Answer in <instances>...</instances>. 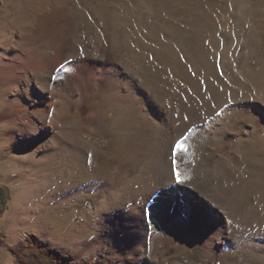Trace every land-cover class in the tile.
I'll list each match as a JSON object with an SVG mask.
<instances>
[{
    "label": "bare ground",
    "instance_id": "obj_1",
    "mask_svg": "<svg viewBox=\"0 0 264 264\" xmlns=\"http://www.w3.org/2000/svg\"><path fill=\"white\" fill-rule=\"evenodd\" d=\"M103 1L106 7L103 18L97 16L96 3L91 0L1 1L3 5H0V95H2L0 126L9 125L17 128L16 131L22 135L19 141L20 149H26L33 142H41L47 138L54 140L53 138H56L58 134L66 137L70 135V139L76 140L80 137L76 131L82 127H85L87 131L92 129L91 133L98 131L105 135L110 141L108 152L117 153L119 158L114 178L107 182L104 192L99 194V197L117 190L125 177L133 179L142 168L153 165L157 168L156 163L160 162L167 173L158 172L157 183L150 182L148 191L140 194L142 202L140 205H146L150 199L148 209L156 211L158 217L156 220H149L150 224L155 227L154 222L157 221L167 231L177 232L183 236L187 244L185 248L192 252L188 264H257L256 262L264 261V259H255V255L259 253L264 256V246L260 250L253 244L256 237L264 238V227L257 228L255 231L246 230L245 221L249 219V216L239 215L235 209L243 189L259 177L257 167L246 163L248 171L244 169L243 173L241 172L249 174V181L245 185L228 189L224 187V182L234 177L232 168H237L239 162L243 160L246 150L241 136L245 135L227 131L226 127H220L218 123L213 125L209 130L211 138L197 140L205 144L197 149L196 164L193 167H187V173L181 167L178 169L186 175L187 184L179 186L173 183L175 174L172 153L181 136L178 138L166 111L155 105L147 91V85L138 83L135 75L130 74L127 67L128 62H135L138 66L147 63V65L160 67L163 63L156 53L148 50L143 51L142 55L139 53L141 48L131 42L122 19L130 11L133 14L136 13L135 15L148 12L149 20L141 24L146 26L148 31L157 24L156 22H162V14L160 15L158 10L144 8L146 4H140L135 0H130L131 8L126 3L119 6L114 0ZM237 1H233L235 11L224 17L222 24L220 19L214 16L217 13L211 15L208 9L207 11L202 9L203 14L192 19V29L197 27L203 30L207 24L212 23L215 26L219 24L220 31L217 30L219 40L211 39L209 45L215 53L225 58L220 68L222 74L226 73L227 66L230 65L227 56H233L234 53L228 51H234L246 45H255L259 41V34L255 36L251 31L250 36L247 37L243 30L237 28L242 24L250 26L252 30L258 22L252 12L249 17L246 16ZM117 7H120L119 11ZM175 8L177 7L174 4H169L167 10L163 12L166 18H176V11H173ZM86 19L88 22L84 25L83 20ZM137 19L139 20V17ZM143 19L141 17V20ZM90 26L102 32L105 46L99 50L94 48V32L88 31ZM82 32H86L87 35H82ZM149 35L147 32L146 37L143 35V39L149 42ZM162 36L168 38L169 34L163 33ZM84 49H89L90 52ZM90 54H100L103 61L97 60V66H92ZM182 58L187 60L188 57L182 54ZM103 62L114 63L116 68L104 71ZM61 64H65V67L71 68L72 71L57 72L56 69ZM249 72L253 85L235 83L237 91L231 90L224 82H218L216 88L212 87L203 76L199 80L191 81L193 85L185 87L186 90H181L184 91L181 94L187 98L189 95H195L209 100L214 106L213 113H216L221 108L242 100L240 94L253 97L255 89L258 98L262 100L258 115L264 121L263 61L256 67L250 66ZM54 74H56L55 89L52 87ZM176 76L174 74V77ZM226 78L228 82L233 83L230 76L226 75ZM11 89L18 91L15 95L13 94V97L9 94ZM109 110L114 112L113 120L107 118ZM250 112L252 109L248 108L233 110L229 114L226 113L229 116L226 122L231 121L232 124L237 114H242L244 117L250 115ZM121 114L124 117L123 122L116 125V119ZM133 115H137V119L131 123ZM72 119H77L75 126L72 127L76 133L64 130ZM32 131L37 132L34 137ZM122 134H127L129 138L125 151H121L117 144V139ZM257 136L258 131L254 127L253 132L249 134L251 137L249 141L255 140ZM222 137L231 138L232 141L223 143ZM213 138L216 141H211ZM80 139L86 141L82 137ZM70 152L72 154L77 150L69 148L68 153ZM85 152L86 155L93 156L96 154V148L89 144ZM32 156L31 151L18 156L16 160L27 161ZM222 175L225 177L221 178ZM170 180L173 182L170 183ZM78 187V184L71 182L62 193ZM151 192L152 195L148 198ZM135 195L129 196V208L126 212L110 215L106 221L103 220L97 224V229L103 240L115 237L130 247L131 258L137 264H143L147 254L148 222H146L145 206L141 212L137 206L139 217L132 212V207L135 208L132 205L138 197ZM180 198L191 203L194 209L190 226L181 218L183 209L178 201ZM70 199L54 202L58 208L66 207L72 204ZM262 211L264 216V205ZM149 216L152 217L151 214ZM89 228L90 224L84 223L80 227L77 240L70 242L69 239L65 242L63 237L56 243L71 249L76 258H87L104 245L100 239L86 238L85 230ZM195 232L199 234L196 235ZM42 235L50 237L48 231L43 232ZM244 252L252 254L254 260L250 261L242 256ZM171 258L168 261L169 264H185V262L180 263L177 256Z\"/></svg>",
    "mask_w": 264,
    "mask_h": 264
},
{
    "label": "rangeland",
    "instance_id": "obj_2",
    "mask_svg": "<svg viewBox=\"0 0 264 264\" xmlns=\"http://www.w3.org/2000/svg\"><path fill=\"white\" fill-rule=\"evenodd\" d=\"M1 1L0 5L2 6L3 2ZM91 1H95L96 3L97 16L103 18L106 14L105 2L103 0ZM114 1L119 6L126 3L129 8L132 7L129 4L130 0ZM135 1L140 4H146L144 8L148 10H158L159 14H162L163 23L156 22L157 24L151 29H148V31H146V26H142L144 21L146 20L147 22L149 20L148 18H150V13L148 12H140L141 14L135 15L136 13L133 14L130 11L122 19L125 22L126 32L129 34L131 42L133 45L136 44L135 46L141 48L139 53L142 55V53L147 52L145 50L156 53L163 63L162 68L160 66L147 65V63L138 66L135 62H128L127 67L129 68L130 74L135 75V80L138 83L147 85V91L154 100L155 105L158 108H162L163 111H166V115L168 114L167 117L169 116L170 122L173 123V129L179 136L178 138L181 136L177 141L181 140L185 135L187 136V139L183 140L182 144L184 151L178 152L175 157H173L172 153V164L173 159H175V167L177 169L181 167L187 173V167H193L196 164L197 149L205 144V142H198L197 140L202 141L211 138L209 130L217 123L220 127H226L225 129L227 131H232L233 133L239 132L245 135L246 137L241 136L242 143L245 147L244 149L246 150L243 154V163L239 162L237 168H232L234 177L229 181H225L224 187L228 189L245 185L249 181V174H242L244 169L248 171L246 163L257 167L259 177L243 189V193L235 209L239 215L243 216L246 214L249 216V219L245 221L246 230L250 229V231H255L257 228L264 227L262 211L264 205V121L258 115L261 108V98H258V94L254 89L253 97L247 94H240L242 100L213 113L214 106L209 100L198 98L195 95H189L187 98V96L185 97L184 94H181L184 93L181 90H186L188 85H193L191 81L199 80L203 76L215 88L218 82L226 83L233 91H237L235 83L238 82H242L247 86L253 85L249 72L250 66L256 67L262 61L264 64V0ZM233 1L240 3L243 13L246 16L249 17L252 12L254 18L258 20L256 27L252 28V30L250 26L242 24L237 28L241 29V31L243 30L247 37L250 36L251 31L254 32L255 36L259 34V41L255 45H246L243 48L239 47L234 51H228L234 53L233 56H227L230 60V65L227 66L228 70L226 73L222 74L220 68L225 58L223 55L215 53L209 45V41H212L211 39L218 38L219 40V37H217L220 31L219 24L217 26L212 25V23L207 24L203 30L197 27H193L192 29V19L194 20L196 17H200L203 14V10L207 11L208 9L212 13L211 15L217 13L214 16L218 20L220 19V24H222L224 17L229 16L235 11ZM169 4H174L177 7L173 10L177 12H175V19H168L164 15L165 13H163L167 10ZM119 8L117 7L116 9L119 11ZM137 17H139V20ZM141 17L144 19L141 20ZM87 22L88 19L83 20L84 25ZM88 31L94 32V48L98 50L103 48L105 41L102 32L92 26H90ZM147 32L150 34L149 39L147 38L150 40L149 42L143 39V35L145 36ZM163 33H168L169 37L164 38L162 36ZM81 34L87 35L86 32H82ZM84 50L90 52L89 49ZM182 54H185L189 60L188 58L184 60ZM90 55L92 66H97V60L100 62L103 61L100 54ZM103 63L104 71L116 68L114 63ZM174 74L177 76L174 77ZM226 75L233 79V83L228 82ZM55 76L56 74L53 77ZM52 80V87L55 89L56 79ZM10 91L9 94L11 97L18 92L12 89ZM1 97L2 95H0V101ZM242 108L252 109V112L249 113L250 115L244 117H242V114H237L235 119L232 120V124L231 121L230 123L226 122L229 118L226 113L229 114L233 110L238 111ZM122 115L117 117L116 125L123 122L124 117ZM185 117H187L186 120ZM107 118L109 120L114 119V112L112 110L108 111ZM136 119L137 115H133L131 123L135 122ZM75 120L77 119L69 121L64 130L75 132L72 129L75 126ZM248 123H250L249 127H247ZM254 127L258 131V136L255 140L249 141L251 138L249 134L253 132ZM16 129L14 126L9 125L0 126V188L4 187L8 191L5 210L0 215V236L3 241V245H0V264H14L15 256L8 251L7 247H12L19 243H23L27 247H31L34 244L47 249L57 250L74 262L88 261L94 264H137L131 258L130 247L115 237L103 240L100 238L97 229V224L103 220L106 221L110 215H117L118 212H126L129 208V196L132 194H136L139 197L134 200V203H136L132 205L135 206V208L132 207L134 209H132L133 214L139 217V213H137L139 209H137V206H139L140 212L143 211L145 206L146 222H148L147 254L143 264H169L168 261L172 259L171 257L175 256L178 257V260L180 259V263H189V257L192 252L190 249L185 248L187 244L183 236L177 234V232L172 233L167 231L157 221L154 222L155 227L150 224L149 220H156L158 218L156 211L148 209L151 202L150 199L146 202V205H140V194L148 191L150 182L157 183L158 172L162 171L167 173L163 167L164 165L157 162V168L155 165L142 168L133 179H128L127 177L122 179L121 185L117 190L99 197L98 195L104 192L107 182L114 178L119 158L117 153L112 151L108 152L110 141L105 135L94 130L91 133L92 131L90 130L92 129L87 131L85 127H82L76 132L86 141L81 140L80 137L72 140L70 139V135L66 137L63 134H58L56 138H53L54 140L47 138L41 142H33L26 149H20L19 141L22 135ZM189 129H191L190 132ZM32 133L33 137L37 134L35 131H32ZM142 141L143 139L141 140V144ZM211 141H216V139L213 138ZM221 141L227 143L231 142L232 139L222 137ZM128 142L129 138L127 134H122L117 139V144L121 151H125V146L128 145ZM89 144L96 148V154L93 156L86 155L85 150L89 147ZM69 148L70 150L71 148H75L77 152H72V154L71 152L68 153ZM31 151L33 152V156L30 160H24L22 162L19 159L16 160L18 156ZM225 160H227V157H225ZM179 172L182 174V178H186L183 171L180 170ZM223 176L221 178L225 177ZM97 178L99 180H96ZM71 182H75L79 187L62 193L68 188ZM172 182L173 180L170 183ZM173 183L177 184L175 176ZM186 184L187 178L183 184L177 185L185 186ZM151 195L152 192L148 194V198ZM67 198L72 199H70L72 201L71 205L60 208L55 205L56 201L64 202ZM178 201L183 209V211L181 210V218L190 226L192 222L191 215L194 214V209L191 203H187L181 198ZM72 215L73 217H71ZM84 223L90 224L89 230H85L86 238L89 240L100 239L104 242V245L87 258L79 259L75 257L71 249L65 248L56 242L63 237L65 242H68L69 239L70 242L75 241V239L77 240L80 235V227ZM47 231L50 233V237L42 235L43 232ZM195 234L198 235L199 232H195ZM253 244L261 250L264 246V238L256 237ZM242 256L247 257L250 261L254 260L253 255L250 253L244 252ZM255 257V259H264L261 253L255 255ZM256 263L264 264V261Z\"/></svg>",
    "mask_w": 264,
    "mask_h": 264
},
{
    "label": "trees",
    "instance_id": "obj_3",
    "mask_svg": "<svg viewBox=\"0 0 264 264\" xmlns=\"http://www.w3.org/2000/svg\"><path fill=\"white\" fill-rule=\"evenodd\" d=\"M8 200V191L6 188H0V215L5 210V203ZM0 245H3L2 237L0 236ZM8 251L15 256L14 264H94L88 261L74 262L69 257L62 255L59 251L47 249L44 247L25 246L19 243L12 247H7Z\"/></svg>",
    "mask_w": 264,
    "mask_h": 264
},
{
    "label": "snow or ice",
    "instance_id": "obj_4",
    "mask_svg": "<svg viewBox=\"0 0 264 264\" xmlns=\"http://www.w3.org/2000/svg\"><path fill=\"white\" fill-rule=\"evenodd\" d=\"M66 64L68 63L67 61L65 62ZM57 72L60 71H64V72H71L72 69L69 67H65V64H61L60 67L58 69H56ZM56 77H53V79H55ZM2 118V117H0ZM187 119V117H185V120ZM191 131V129H189V132ZM187 136L185 135L184 137H182L181 140L177 141L175 144V148L173 151V157H175V155L180 152V151H184V148L182 146L183 144V140H186ZM91 155V154H90ZM173 172L175 174V178H176V183L177 184H183L185 182L186 178H182V174L179 172V170L175 167V159H173Z\"/></svg>",
    "mask_w": 264,
    "mask_h": 264
}]
</instances>
